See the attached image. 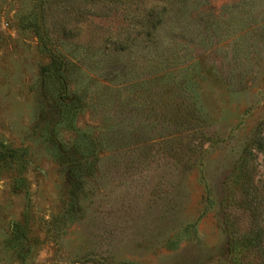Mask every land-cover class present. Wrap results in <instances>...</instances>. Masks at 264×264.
Returning <instances> with one entry per match:
<instances>
[{
	"label": "rangeland",
	"instance_id": "1",
	"mask_svg": "<svg viewBox=\"0 0 264 264\" xmlns=\"http://www.w3.org/2000/svg\"><path fill=\"white\" fill-rule=\"evenodd\" d=\"M257 224L264 0H0V264H264Z\"/></svg>",
	"mask_w": 264,
	"mask_h": 264
},
{
	"label": "trees",
	"instance_id": "2",
	"mask_svg": "<svg viewBox=\"0 0 264 264\" xmlns=\"http://www.w3.org/2000/svg\"><path fill=\"white\" fill-rule=\"evenodd\" d=\"M60 82V80H57ZM76 101V100H75ZM74 100H71L67 105L66 104H59V106H63V113H72L73 115L78 111V105H76ZM66 108V110H65ZM79 139L75 147H73L70 151H68L67 156H73L75 157L76 155L78 156H87L90 155L95 151L94 145L95 141L86 133H80L79 134ZM58 155L64 159V155L58 151ZM250 193V191H249ZM251 201V199H249ZM257 227L255 228L253 234L251 235H264V227H261L259 224L256 225Z\"/></svg>",
	"mask_w": 264,
	"mask_h": 264
}]
</instances>
